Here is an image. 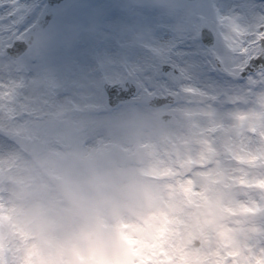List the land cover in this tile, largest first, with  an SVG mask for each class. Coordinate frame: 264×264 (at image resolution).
<instances>
[{
    "label": "rangeland",
    "instance_id": "1",
    "mask_svg": "<svg viewBox=\"0 0 264 264\" xmlns=\"http://www.w3.org/2000/svg\"><path fill=\"white\" fill-rule=\"evenodd\" d=\"M31 2L0 0V15ZM120 2V30L143 42L151 38L144 13L177 41L197 39L212 0ZM8 23L0 20L5 36ZM221 23L235 53L222 70L238 77L258 53L255 41L241 42L264 16L248 8ZM76 34L77 25L64 27L67 42ZM54 39V29L37 28L31 54ZM166 52L152 49L157 58ZM10 66L21 63L9 58L0 71ZM10 83L0 87V264H264V72L212 88L219 99L203 104L195 93L93 114L21 102L17 89L28 85Z\"/></svg>",
    "mask_w": 264,
    "mask_h": 264
},
{
    "label": "snow or ice",
    "instance_id": "2",
    "mask_svg": "<svg viewBox=\"0 0 264 264\" xmlns=\"http://www.w3.org/2000/svg\"><path fill=\"white\" fill-rule=\"evenodd\" d=\"M207 7L209 22L197 39L177 41L151 14L144 13L143 23L151 28V38L139 42L120 30L125 13L120 0L100 8L87 0L17 4L0 15V20L9 21L3 29L8 35L0 33V63L18 59L21 67L0 71V87H10V82L22 79L28 87L17 89L21 102L62 101L88 114L140 107L145 102H178L195 93L203 97L202 104L219 99L212 88L264 72V53L250 55L238 77L223 72L225 55L235 53L224 43L221 19L248 8L264 16V0H212ZM70 24L77 25V34L67 42L64 27ZM37 28L55 30L54 41L40 57L29 49V37ZM250 40L264 49V24L247 34L241 46L247 47ZM157 46L167 47L161 58L152 55ZM46 65L53 70L42 72Z\"/></svg>",
    "mask_w": 264,
    "mask_h": 264
},
{
    "label": "water",
    "instance_id": "3",
    "mask_svg": "<svg viewBox=\"0 0 264 264\" xmlns=\"http://www.w3.org/2000/svg\"><path fill=\"white\" fill-rule=\"evenodd\" d=\"M203 28V27H202ZM200 35H201V32H200ZM262 53H264V49H261L260 47H259V53H258V55H260V54H262ZM147 103V102H146ZM172 103V101H170V102H168V103H164V104H157V103H147L149 106H152V107H159V106H162V105H165V104H171ZM165 119H166V117H164Z\"/></svg>",
    "mask_w": 264,
    "mask_h": 264
},
{
    "label": "bare ground",
    "instance_id": "4",
    "mask_svg": "<svg viewBox=\"0 0 264 264\" xmlns=\"http://www.w3.org/2000/svg\"><path fill=\"white\" fill-rule=\"evenodd\" d=\"M186 26H183L182 27V29H187V28H185ZM184 30H182V31H184ZM172 32V31H171ZM173 36V35H172ZM180 38H185L184 40H187L186 39V37L185 36H182V34L180 35ZM178 39V38H177ZM218 261V260H217ZM215 259H210L208 262H207V264H220V263H218Z\"/></svg>",
    "mask_w": 264,
    "mask_h": 264
}]
</instances>
